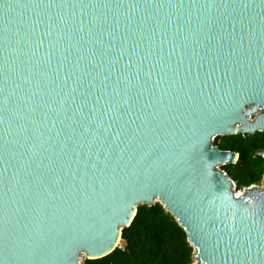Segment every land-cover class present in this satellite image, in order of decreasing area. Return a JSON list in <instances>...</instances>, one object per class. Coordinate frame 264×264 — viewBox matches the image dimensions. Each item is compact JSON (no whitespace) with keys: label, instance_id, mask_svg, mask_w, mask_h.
<instances>
[{"label":"water","instance_id":"1","mask_svg":"<svg viewBox=\"0 0 264 264\" xmlns=\"http://www.w3.org/2000/svg\"><path fill=\"white\" fill-rule=\"evenodd\" d=\"M258 132L264 0H0V264L103 259L156 203L196 264H264L215 146Z\"/></svg>","mask_w":264,"mask_h":264},{"label":"trees","instance_id":"2","mask_svg":"<svg viewBox=\"0 0 264 264\" xmlns=\"http://www.w3.org/2000/svg\"><path fill=\"white\" fill-rule=\"evenodd\" d=\"M215 146L239 154L233 169L222 167L236 182L238 191L263 182L264 132L218 137ZM122 243L111 255L86 260L85 264H193L195 261V249L187 233L160 203L138 206L131 226L122 231Z\"/></svg>","mask_w":264,"mask_h":264},{"label":"rangeland","instance_id":"3","mask_svg":"<svg viewBox=\"0 0 264 264\" xmlns=\"http://www.w3.org/2000/svg\"><path fill=\"white\" fill-rule=\"evenodd\" d=\"M229 166L231 167V169H233V166H234V165H229ZM221 170H222V168H221ZM252 187H259L261 190H263V189H264V183L262 182L261 184L251 186L250 188H252ZM247 189H248V188H247ZM247 189H243V190H241V191L236 190V191H237L238 194H240V193L245 194V192H246ZM122 246H123V243H122V241H121L120 244H119V247H122ZM84 258H85V259H84L82 262H80V264H85L86 260H88V258H87L85 255H84ZM193 264H196V261H194Z\"/></svg>","mask_w":264,"mask_h":264},{"label":"bare ground","instance_id":"4","mask_svg":"<svg viewBox=\"0 0 264 264\" xmlns=\"http://www.w3.org/2000/svg\"><path fill=\"white\" fill-rule=\"evenodd\" d=\"M235 194H236L237 196H242V195H243L242 193L238 194L237 191H235ZM119 244H120V242H119ZM119 244H118V245H119Z\"/></svg>","mask_w":264,"mask_h":264}]
</instances>
